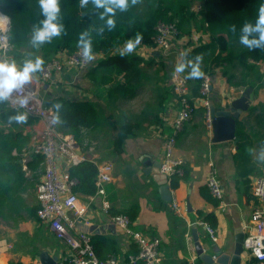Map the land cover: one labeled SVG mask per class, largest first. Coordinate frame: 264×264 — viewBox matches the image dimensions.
<instances>
[{
    "label": "crops",
    "instance_id": "obj_1",
    "mask_svg": "<svg viewBox=\"0 0 264 264\" xmlns=\"http://www.w3.org/2000/svg\"><path fill=\"white\" fill-rule=\"evenodd\" d=\"M189 38L185 39L184 47L188 49L186 45L191 44L190 49L198 52L211 43V36L206 30L194 31ZM124 44L116 48L114 53H119ZM141 45V51H134L132 54L139 56L142 62H149L150 59L158 61L159 58L161 61L169 60L167 79L162 81L170 87L168 95L161 94L160 87L159 92H154L145 84L146 80H141L142 74L152 71L141 67L142 62L138 65L130 93L123 95L118 91L122 84V77L119 75H113L107 83L99 82V77H92L91 74L95 71L93 67L96 62L103 55H96L90 61L92 65L89 64L84 69L65 67L45 81L36 73L33 83L25 87L38 94L42 91L43 100L62 97L93 105L100 122L94 128H81L79 139L75 140L83 153L87 144L94 146L96 163L113 164L112 180L104 185L105 199L110 205L109 217L113 216L112 213L133 217L131 221L135 230L160 240V256L166 264H203L195 253L192 225L196 227L198 242L204 250L209 251L214 247L215 250L231 252L234 231L242 229L249 221L251 211L257 203L251 194V184L256 177L264 174V160L261 159L264 152V61L254 63L249 60L248 65L251 68H248L247 64L243 65L237 59L222 53L219 71L215 67L212 69L214 74L210 76L212 83L209 95L211 106L218 110L225 109L245 92L252 95V99L247 98V109L238 116L234 140L226 142L211 143V131L207 128L202 130L203 107L192 91L196 82L193 83V78L187 79L183 75L189 83L190 96L194 98L197 108L191 120L177 135L174 149V155L183 162L182 169L186 171V176L179 180L174 189L171 188L170 181H167L171 201H165L160 198L157 185L153 181V173H148L147 168L161 161L163 145L172 132L179 103L170 84V74L181 64V56L186 49H179L183 44L176 48L172 45L174 49L172 51L171 47L170 56L164 57L153 46ZM64 56L65 53L59 55L60 58ZM0 59L3 58L0 56ZM238 123L242 125L248 142L244 154L237 153ZM41 127V123L36 122L22 126L19 132L30 146V138L34 139ZM26 149V146L23 147L21 152L23 169L32 158L25 156ZM208 161L214 164L223 189V198L227 205L224 211L216 210V206H211L200 196L199 190L205 185L208 172ZM42 178V166L26 168L25 184L29 179L38 183ZM12 195L5 200L13 202ZM78 197L86 205V211L82 218L76 219V230L88 234L90 239L93 235H98L106 243L114 245L115 254L109 253L107 256H114L118 264H128L129 257L136 255L133 253L135 244L121 234L111 219L101 212L103 197L97 194H79ZM35 200L32 198L33 203L23 208V215L30 220L27 224L29 229L39 233L36 240L38 244L28 240L34 253L30 256V253L22 250L28 244L27 236L24 240L17 241L16 232L11 228L5 231L3 222L0 223V264L11 261L19 264H41L42 252L50 258L56 257V263H59L66 255L67 248L64 243L56 239L46 222L40 221L32 213L31 210L38 207ZM1 206L0 211H3L5 207L2 203ZM210 213L214 216L213 227L203 219ZM13 215L14 212L8 209L6 220ZM0 217L5 219L1 214ZM200 222H205L214 230L215 241L210 239L205 226ZM25 229L24 227L21 230ZM107 248L106 245L102 246L100 252L104 254Z\"/></svg>",
    "mask_w": 264,
    "mask_h": 264
},
{
    "label": "trees",
    "instance_id": "obj_2",
    "mask_svg": "<svg viewBox=\"0 0 264 264\" xmlns=\"http://www.w3.org/2000/svg\"><path fill=\"white\" fill-rule=\"evenodd\" d=\"M148 3L149 9L145 16L137 15V3L126 12H119L115 16L116 27L112 31H108L105 22L99 19L98 12L91 4L82 9L79 6V0H60L61 20L64 26V32L60 37L54 38L51 43H46L39 48H34L30 41L32 38V29L34 25H38L44 18L41 15L39 0H0V12L5 14L9 19V29L7 32L10 52L13 53L19 49H31L40 53V56L46 64L49 60L59 56L61 53L69 54L77 50V40L83 31H89L92 39L93 54L103 55L96 66L92 77H99L97 80L101 83H107L113 75L122 77V84L118 91L125 95L130 93V89L134 85L135 73L138 71V65L143 61L139 56L130 54L120 57L119 53H114L115 49L126 43L127 39L134 38L136 34H142V44L153 46L151 37L154 34V26L158 21L171 22L180 30L182 24L186 22L184 7L166 6L167 0H144ZM204 14V22L208 33L211 36V43L201 52H205L213 43L219 42L218 60L222 53L229 58L237 59L241 64L251 68L249 60L254 63L264 59V51H251L242 48L237 53L231 52L228 43L231 40L239 41V30L245 21L254 22L257 17V10L264 0H198ZM236 26V33L233 34L231 26ZM104 27L103 35L98 34V30ZM93 61V60H92ZM92 65V62L91 64ZM212 75L211 73H206ZM95 75V76H93ZM201 77L196 78V86L192 88L194 97H198V88ZM59 103L61 107L57 110L54 105ZM44 106L50 108L55 116H59V123L56 124L58 132L69 134L74 139H79L81 128H94L97 126L99 116L95 108L88 102L69 101L62 97H53L46 99ZM204 111V110H203ZM18 112H24L19 107H9L7 102H0V199L4 201L11 194L18 191L25 184L24 174L27 169L40 165L41 159L35 155L27 162L26 168L22 167V148L25 147L26 140L19 132L22 126L37 122V118L28 114V120L25 124L9 123L8 117L16 115ZM237 153L244 154L248 142L240 123L237 124ZM180 175L175 174L171 177L170 186L172 189L178 186L179 180L184 179L186 171ZM97 168L95 162L82 161L69 168V176L77 180V185L73 188V192L81 195H95L96 185L95 177ZM200 196L211 206L217 205V200L211 197L207 187L204 185L199 190ZM1 206V203H0ZM38 208V207H37ZM37 208L31 211L36 215ZM115 213H112L114 215ZM131 220L132 218L129 217ZM204 221L212 227L214 223L213 214L205 216ZM91 243L101 259L107 254H115V246L106 243L98 235L91 237ZM108 246L106 252L102 254L100 250L102 246ZM134 254H137V247L134 246ZM8 264H19L11 261ZM137 264V263H136Z\"/></svg>",
    "mask_w": 264,
    "mask_h": 264
},
{
    "label": "built area",
    "instance_id": "obj_3",
    "mask_svg": "<svg viewBox=\"0 0 264 264\" xmlns=\"http://www.w3.org/2000/svg\"><path fill=\"white\" fill-rule=\"evenodd\" d=\"M8 22L0 28V54L4 55L9 48L7 37ZM177 33L171 22L158 21L154 26L151 37L153 48L162 56L171 53L172 41ZM90 61L84 60L82 50L77 49L64 57L52 58L43 65V70L38 72L41 80L50 79L55 73L61 72L65 67L84 69ZM211 77L208 74L201 76L198 88V100L204 110L206 128L211 131L210 118V90ZM170 84L178 99L179 110L172 124V132L163 145V156L160 161L159 173L167 181L175 174L182 173V160L174 155L176 137L184 125L193 117L197 105L192 96L187 79L175 72L170 74ZM29 96L27 107L21 108L24 112L37 118L41 123V130L35 137L32 154L41 159L43 178L37 184L35 196L38 202L36 216L40 221L46 222L50 231L57 240L64 243L67 248L66 255L56 264H118L114 256L101 259L97 256L90 236L76 230V219L82 218L86 205L81 203L78 195L73 192L77 180L69 176V168L82 161L95 162L93 145H86L85 153L80 152V147L72 135L58 132L56 124L52 123L54 113L44 106L42 99L36 91L24 87L20 92H14L7 100L9 107H19L18 100ZM20 108V107H19ZM36 123V122H35ZM97 174L95 177L96 194L102 196L101 212L109 217L110 205L105 199L104 185L112 180L113 164L110 162L96 163ZM211 197L217 200L215 207L224 211L226 204L223 198V189L211 161H208V172L205 180ZM251 194L257 203L252 209L249 221L242 226L243 242L241 264H264V174L256 177L251 184ZM121 234L129 238L137 247V254L129 257L128 264L141 262L142 264H166L160 256V240L156 237H147L135 230L132 221L126 214H116L109 217ZM203 224L211 240L215 241L214 230Z\"/></svg>",
    "mask_w": 264,
    "mask_h": 264
},
{
    "label": "clouds",
    "instance_id": "obj_4",
    "mask_svg": "<svg viewBox=\"0 0 264 264\" xmlns=\"http://www.w3.org/2000/svg\"><path fill=\"white\" fill-rule=\"evenodd\" d=\"M140 0H79L80 8L84 9L89 4L98 12L99 19L105 22L108 31L116 27L115 16L117 11L126 12L130 3L132 6L139 3ZM41 15L44 17L38 25L32 29L31 45L34 48L51 43L54 38L60 37L64 32V26L61 20L60 0H39ZM233 34L236 33V26H231ZM104 27L98 30L99 35H103ZM142 34H136L134 38L127 39L123 48L119 50V56L125 57L132 54L136 47L141 44ZM239 43L251 51H264V3H261L257 10V17L254 22L245 21L239 30ZM77 48L82 50V56L86 61L95 59L93 54L92 39L89 31L80 33L77 40ZM202 57L197 56L196 62L188 61L187 63L178 64L175 72L182 73L186 67H190L189 78H200L203 72L200 69ZM44 60L36 56L34 59H27L22 66L18 65L15 60L0 59V102L9 100L14 92H20L25 85L33 83L34 74L43 70ZM29 96L19 98L20 108L27 107ZM54 107L59 110L61 105L55 104ZM28 120L27 112H18L16 115L8 117L9 123L25 124ZM52 123H59V116H53ZM251 151V149L249 150ZM261 159L264 160V152Z\"/></svg>",
    "mask_w": 264,
    "mask_h": 264
},
{
    "label": "rangeland",
    "instance_id": "obj_5",
    "mask_svg": "<svg viewBox=\"0 0 264 264\" xmlns=\"http://www.w3.org/2000/svg\"><path fill=\"white\" fill-rule=\"evenodd\" d=\"M166 6H169L172 8L173 7L175 8L177 6H181V7L183 6L184 7V14L186 15V22L182 24V28L180 30L177 28V26H175V24L172 23L175 26L176 33H177L175 39L172 41V45L174 48H176L179 44L180 45L183 44V46H180L179 49L184 47V44L186 43L185 39H188L190 33L192 34V32H194V31L206 30V32H208L206 24H205L206 22H204L205 18H204V14L202 12V7L200 5V2H198V0H167ZM148 9H149L148 3L145 2L144 0H140V3L137 5V15L140 17L145 16ZM0 14L4 15L6 17V21L8 22V26H9L8 17L1 12H0ZM2 27L3 26H1L0 28H2ZM8 29H9V27H8ZM7 37H8V35H7ZM182 40H184V41H182ZM189 41H190V38L188 39V42ZM146 46H148V45H146ZM186 46H188V49H186V47H184L186 50L183 51L184 55L181 56V63H187L188 61H192L193 63H195L196 57L200 56V57H202V61L200 62V69L203 72V75L208 73V72L211 74H214L213 70H212L214 67L218 68V70H216V71H219V62H220L218 60V56H219L218 53H219V49H220L219 48V42L213 43L207 50H204L205 51L204 53L201 51L198 52V51H194V50L190 49L191 44H187ZM141 47H143L141 44L138 45L136 47L135 51L136 52L141 51L140 50ZM173 47H172V51L174 49ZM228 47L231 50V52H233V53H237L242 48H246V47L242 46L239 43V41H237V40L229 41ZM184 48H182V49H184ZM10 50L11 49L9 47L7 52L4 55L0 54V56L3 59L15 60L16 63L20 66H22V64L25 60L34 59L36 56H40V53L34 52L31 49L26 50V49L22 48V49H19L17 51H14L13 53H11ZM260 61H264V59H261ZM260 61H258V62H260ZM168 62H169L168 59H165V61H161L160 58L158 59V61H155L154 59H150L149 62H142L143 64L141 65V67H147L150 70L152 69V71L149 73L142 74L141 80H146L145 84L147 86H149L150 89H153L154 92L158 91V87H160L159 91L161 92V94L162 93L166 94V95L169 94L170 87L166 86L165 83L162 82V81H165L167 79L168 69H170ZM154 64L156 66H154ZM153 67H155L157 69L154 70ZM164 71H165V75H163ZM190 71H191V68L186 67L184 73L183 74L181 73V74L185 75V77L188 79ZM143 78H145V79H143ZM195 82H196V78H193V83H195ZM161 86H163V87L161 88ZM39 94H40V97L42 98V101L44 103L45 99L43 100V96H42L43 92L40 91ZM203 117L204 118H203L202 130L204 129V131H205V129H206L205 120L206 119H205L204 115H203ZM35 137H34V139L30 138V146H29L28 142H26V144H25L27 149L24 152V154L27 157L33 156L32 155V147L35 143ZM40 166H42V165L40 164ZM42 169H43V167H42ZM28 181L29 182L27 184L20 187L17 192L13 193V195H12L13 202H10L9 200L1 201V199H0V203H2V205L5 207V209L3 211H0L2 218H5L3 220L0 217V223L4 222V225L6 227L5 231L7 229L11 228L14 232H16L15 238L17 241H19L20 239L24 240V237L27 236V238H26L27 242L30 239L32 242H35V244H38L36 242V240H38L37 237H38L39 233H37V231H32L31 229H29L27 224H29L28 222H30V220L28 219L27 216L25 217V215H23V212H24L23 208L25 206H29L33 203L32 198H33V200H35V198H36V196H35L36 186L39 182L37 183L33 179H29ZM35 203H36V200H35ZM1 208H3V207L1 206ZM8 209L12 210V212H14V215L12 216L11 219L6 220V213L8 212ZM23 224H25V225L23 226ZM24 227L26 229H25V231H22L21 229ZM13 244H14V242H13ZM32 247L33 246L30 245V243L28 242L27 246H23L22 250L26 251L25 253H30V256H31L34 253ZM17 253L18 252H16V254Z\"/></svg>",
    "mask_w": 264,
    "mask_h": 264
},
{
    "label": "water",
    "instance_id": "obj_6",
    "mask_svg": "<svg viewBox=\"0 0 264 264\" xmlns=\"http://www.w3.org/2000/svg\"><path fill=\"white\" fill-rule=\"evenodd\" d=\"M264 85V80H263ZM247 98L252 99V95L245 92L240 99L233 100L228 108L218 110L215 107H210L211 118V143H220L234 140L236 133V121L241 112L247 109ZM160 162L152 164L147 168L148 173H153V181L157 185V192L161 199L171 201L170 190L167 184V179L159 173ZM189 208V201H187ZM195 225H192V235L194 240L195 253L198 259L203 264H241L243 232L241 228L236 229L234 243L231 252L226 250H215L211 247L209 251L204 250L203 246L198 242ZM57 258H50L46 253L40 254L41 264H56Z\"/></svg>",
    "mask_w": 264,
    "mask_h": 264
},
{
    "label": "bare ground",
    "instance_id": "obj_7",
    "mask_svg": "<svg viewBox=\"0 0 264 264\" xmlns=\"http://www.w3.org/2000/svg\"><path fill=\"white\" fill-rule=\"evenodd\" d=\"M6 23V17L0 14V27Z\"/></svg>",
    "mask_w": 264,
    "mask_h": 264
},
{
    "label": "flooded vegetation",
    "instance_id": "obj_8",
    "mask_svg": "<svg viewBox=\"0 0 264 264\" xmlns=\"http://www.w3.org/2000/svg\"><path fill=\"white\" fill-rule=\"evenodd\" d=\"M205 223V222H204ZM206 224V223H205ZM209 226V225H208Z\"/></svg>",
    "mask_w": 264,
    "mask_h": 264
}]
</instances>
